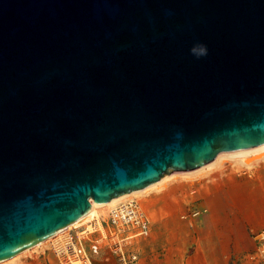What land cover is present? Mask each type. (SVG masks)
Here are the masks:
<instances>
[{
  "label": "water",
  "instance_id": "1",
  "mask_svg": "<svg viewBox=\"0 0 264 264\" xmlns=\"http://www.w3.org/2000/svg\"><path fill=\"white\" fill-rule=\"evenodd\" d=\"M262 143L264 0H0V261Z\"/></svg>",
  "mask_w": 264,
  "mask_h": 264
},
{
  "label": "crops",
  "instance_id": "2",
  "mask_svg": "<svg viewBox=\"0 0 264 264\" xmlns=\"http://www.w3.org/2000/svg\"><path fill=\"white\" fill-rule=\"evenodd\" d=\"M256 151L238 157V164H246L243 159L252 154L264 156V148ZM219 163L199 169L214 175L215 181L202 200L206 205L195 217L188 214L185 220L171 217L150 222V233L138 246V264H253L250 256L258 250L254 234L264 228V184L254 190L250 182L238 195L231 176L216 175ZM257 180L264 182V174Z\"/></svg>",
  "mask_w": 264,
  "mask_h": 264
},
{
  "label": "rangeland",
  "instance_id": "3",
  "mask_svg": "<svg viewBox=\"0 0 264 264\" xmlns=\"http://www.w3.org/2000/svg\"><path fill=\"white\" fill-rule=\"evenodd\" d=\"M248 154H227L221 159V163L217 167L220 169L216 174L217 176L226 172L232 177L230 182L238 185V195L243 192L247 184L249 186L250 182L253 183L254 190H261L260 183L264 184V182L257 180L264 174V156H253L252 154L243 159L246 164H238L237 158L244 155L248 156ZM169 175L172 176L164 178L160 184L148 191L122 199L113 205L98 208L97 215L86 218L80 224L66 229L65 232L54 236L43 244L34 246L0 264H60L52 244H55V238H61L63 235L66 237L71 235L75 240L84 237L82 245L89 257L86 261L87 264H90L89 260L91 264H97L99 260L101 264H118L116 254L113 253V239L111 233H109V229L116 230V225L109 215L112 207L127 200H136L147 218L154 224L171 217L185 220L187 219L185 216L188 214L191 215V218L195 217L197 212L206 205V201L203 203L202 200L213 186L211 182L215 181L214 175H209L206 171L172 173ZM258 184L259 187L256 188ZM105 232H107L106 236H104ZM146 237L148 236L129 239L124 242L125 247L129 251H136L139 257V243ZM94 243L98 244L96 251L92 249Z\"/></svg>",
  "mask_w": 264,
  "mask_h": 264
},
{
  "label": "built area",
  "instance_id": "4",
  "mask_svg": "<svg viewBox=\"0 0 264 264\" xmlns=\"http://www.w3.org/2000/svg\"><path fill=\"white\" fill-rule=\"evenodd\" d=\"M109 215L116 227L120 226L123 233L112 235L113 253L116 254L118 264H138L139 257L136 251H129L124 242L138 237L148 236L150 233V220L145 215L136 200H127L112 207ZM258 242L256 254L250 256L253 264H264V228L254 234ZM82 238L75 240L71 235L59 244H52L54 253L60 264H87L88 255L82 245ZM98 244L94 243L95 251Z\"/></svg>",
  "mask_w": 264,
  "mask_h": 264
},
{
  "label": "bare ground",
  "instance_id": "5",
  "mask_svg": "<svg viewBox=\"0 0 264 264\" xmlns=\"http://www.w3.org/2000/svg\"><path fill=\"white\" fill-rule=\"evenodd\" d=\"M258 148H259V149H260V148H264V143L259 144V145L254 146V147L247 148V149H243V150L235 151V152L221 153V154H219V155H218V156H217V157H216L211 163H209V164H207V165H208V166H215V165L218 164L219 161H221V159H222L225 155H227V154H234V153H235V154H238V155H239V153H241V154H243V153H244V154H245V153L248 154V153H250V152H253V151L258 150ZM256 152H257V151H256ZM244 156H247V155H244ZM207 165H206V166H207ZM204 167H205V166H204ZM201 168H202V167H201ZM211 168H212V167H211ZM199 169H200V168H198V169H196V170H193V171H191V172L194 173V172H197V171L202 170V169H200V170H199ZM207 170H208V169H207ZM171 174H172V173H171ZM195 175H196V174H195ZM197 175H198V174H197ZM168 176L170 177V176H172V175L166 174V175H164L162 178H160V180H158L157 182H154V183H152V184H150V185H148V186H146V187H144V188H142V189H140V190L133 191V192L126 193V194L118 195V196L112 198L111 200H109L108 202L103 203V204H95V203L92 201V206H91L90 210H89L87 213H85L84 215H82L81 217H79L78 219H76L75 221H73L71 224H69V225L66 226L65 228L59 230V231L56 232L55 234H53V235L47 237L46 239H44V240H42V241H40V242L34 244L33 246H31V247H29V248L23 250L22 252H20V253L14 255V256H12V257H10V258H8V259L14 258L15 256L20 255L21 253L25 252L26 250H28V249H30V248H32V247H34V246H37V245H41V244H43L44 242L50 240V239L53 238L54 236H57L58 234H60V233H62V232H65L66 229H69V228H71V227H73V226H76L77 224H80L82 221H84L86 218H88V217H90V216H95V215H97V214H98V210H97L98 208H101V207H104V206H110V205H113V204L117 203L118 201H121L122 199H125V198H128V197H130V196H133V195H136V194H140V193H144V192L148 191L150 188H152V187H154V186L160 184V183L164 180V178H166V177H168ZM116 206H117V205H116ZM145 207H146V205H145ZM147 207H148V206H147ZM98 224H99V223H98ZM101 227H102V226H101ZM122 232H123L122 227L117 226V227H116V230L113 231V233L111 234V236H112V235L120 234V233H122ZM65 239H66V236H65V235H63L61 238H60V237L55 238V244H56V243L59 244L61 241L65 240ZM8 259H5V260H8ZM5 260L0 261V263H1V262H4Z\"/></svg>",
  "mask_w": 264,
  "mask_h": 264
},
{
  "label": "clouds",
  "instance_id": "6",
  "mask_svg": "<svg viewBox=\"0 0 264 264\" xmlns=\"http://www.w3.org/2000/svg\"><path fill=\"white\" fill-rule=\"evenodd\" d=\"M190 53L197 59L206 57L208 55L207 45L203 43H197L190 49Z\"/></svg>",
  "mask_w": 264,
  "mask_h": 264
}]
</instances>
